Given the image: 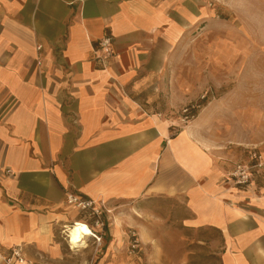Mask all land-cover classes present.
<instances>
[{
    "label": "crops",
    "instance_id": "obj_1",
    "mask_svg": "<svg viewBox=\"0 0 264 264\" xmlns=\"http://www.w3.org/2000/svg\"><path fill=\"white\" fill-rule=\"evenodd\" d=\"M212 12L209 0H0V264L14 249L77 264L63 229L94 218L71 194L107 210L108 253L130 226L151 241L129 220L146 223L142 212L199 234L215 264H264V166L251 143L228 152L172 126L177 43ZM238 164L249 184L235 183Z\"/></svg>",
    "mask_w": 264,
    "mask_h": 264
},
{
    "label": "rangeland",
    "instance_id": "obj_2",
    "mask_svg": "<svg viewBox=\"0 0 264 264\" xmlns=\"http://www.w3.org/2000/svg\"><path fill=\"white\" fill-rule=\"evenodd\" d=\"M263 1L209 0L214 19L203 26L186 28V35L177 43L175 84L178 107L181 108L177 111L178 122L172 125H193L200 136L228 152L251 143L250 146L264 159L260 150L264 149ZM195 104L194 118L184 125L181 110ZM139 215L146 223L137 218L129 217V220L147 232L144 236H151V241L143 239L136 228L130 226L123 244L110 253L100 249L93 239L88 248L79 251L71 250L68 245L73 252L72 262L216 263L217 251L201 243L199 234L186 235L183 226L172 225L174 218L162 221L142 212ZM123 224L127 222L123 221ZM133 242L137 243L135 249L131 247Z\"/></svg>",
    "mask_w": 264,
    "mask_h": 264
},
{
    "label": "built area",
    "instance_id": "obj_3",
    "mask_svg": "<svg viewBox=\"0 0 264 264\" xmlns=\"http://www.w3.org/2000/svg\"><path fill=\"white\" fill-rule=\"evenodd\" d=\"M113 53H114L113 37L110 35H106L102 37L99 41V49L98 51H96V59L102 64H106L109 58L113 55ZM194 107H197L196 104L186 106L181 110V122L184 125L190 122L194 118V114L192 113V109ZM251 158L256 160L255 164L253 165L254 167L261 168L264 166V159L262 154L258 153L254 148H252ZM232 176L235 180V183L237 184L240 185L249 184L251 182L250 167H247L243 164H238L236 169L232 172ZM67 201L70 205L75 206L81 211L88 212V214L94 218L93 225H91L87 221H84L89 225L93 233V235L89 236V238L87 239L88 244L91 239H93L94 243L101 244L103 241V233H101L100 231L103 230L104 227V219L102 217V214L104 213V211H107L105 207L102 204L97 205L96 201H94L93 199L82 198L74 194L69 195ZM109 211L110 210H108V212ZM77 221H81V220H77ZM77 221H74L70 225L75 224V222ZM65 236L67 238L66 233ZM97 237L99 238V240H97ZM131 247L133 249L137 248V243L133 242L131 244ZM70 249L73 250L72 248ZM4 261L6 264H14V262H19L20 264H47L44 261H34L27 259L25 254L20 249H14L9 256L4 258Z\"/></svg>",
    "mask_w": 264,
    "mask_h": 264
},
{
    "label": "clouds",
    "instance_id": "obj_4",
    "mask_svg": "<svg viewBox=\"0 0 264 264\" xmlns=\"http://www.w3.org/2000/svg\"><path fill=\"white\" fill-rule=\"evenodd\" d=\"M65 233L69 247L77 251L88 248L89 244L86 238L93 235L91 228L84 221H77L71 227L65 226L62 234ZM97 240H99L98 237Z\"/></svg>",
    "mask_w": 264,
    "mask_h": 264
},
{
    "label": "bare ground",
    "instance_id": "obj_5",
    "mask_svg": "<svg viewBox=\"0 0 264 264\" xmlns=\"http://www.w3.org/2000/svg\"><path fill=\"white\" fill-rule=\"evenodd\" d=\"M74 225V224H73ZM67 226H69V227H71L72 225H67ZM89 237H87L86 239H88Z\"/></svg>",
    "mask_w": 264,
    "mask_h": 264
}]
</instances>
